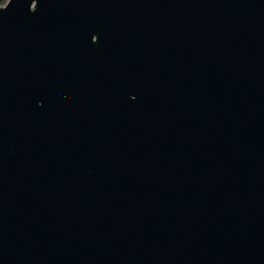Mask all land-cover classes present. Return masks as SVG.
Returning <instances> with one entry per match:
<instances>
[{"label": "water", "instance_id": "1", "mask_svg": "<svg viewBox=\"0 0 264 264\" xmlns=\"http://www.w3.org/2000/svg\"><path fill=\"white\" fill-rule=\"evenodd\" d=\"M0 264H264V0L0 7Z\"/></svg>", "mask_w": 264, "mask_h": 264}, {"label": "trees", "instance_id": "2", "mask_svg": "<svg viewBox=\"0 0 264 264\" xmlns=\"http://www.w3.org/2000/svg\"><path fill=\"white\" fill-rule=\"evenodd\" d=\"M8 1L9 0H0V7L5 6Z\"/></svg>", "mask_w": 264, "mask_h": 264}, {"label": "snow or ice", "instance_id": "3", "mask_svg": "<svg viewBox=\"0 0 264 264\" xmlns=\"http://www.w3.org/2000/svg\"><path fill=\"white\" fill-rule=\"evenodd\" d=\"M96 37H98V36H95V35H94V36L92 37V43H93V44H98V43H99V37H98V40H97L95 43L93 42V39L96 38ZM41 106H43V105H41Z\"/></svg>", "mask_w": 264, "mask_h": 264}]
</instances>
